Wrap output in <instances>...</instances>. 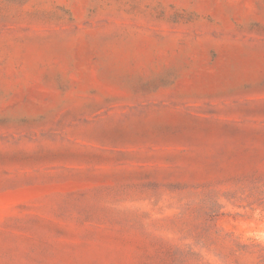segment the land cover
<instances>
[{"label": "rangeland", "instance_id": "374dc122", "mask_svg": "<svg viewBox=\"0 0 264 264\" xmlns=\"http://www.w3.org/2000/svg\"><path fill=\"white\" fill-rule=\"evenodd\" d=\"M0 264H264V0H0Z\"/></svg>", "mask_w": 264, "mask_h": 264}]
</instances>
